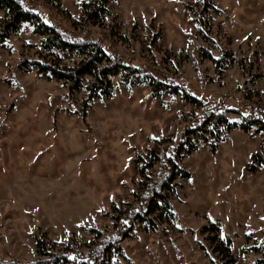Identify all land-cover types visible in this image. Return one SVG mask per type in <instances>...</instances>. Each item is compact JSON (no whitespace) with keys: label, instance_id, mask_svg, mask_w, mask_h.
<instances>
[{"label":"rangeland","instance_id":"rangeland-1","mask_svg":"<svg viewBox=\"0 0 264 264\" xmlns=\"http://www.w3.org/2000/svg\"><path fill=\"white\" fill-rule=\"evenodd\" d=\"M82 2L25 0L47 25L99 43L200 103L153 98L145 86L123 85V74L109 97L87 102L90 77L70 94L19 69L23 58H52L22 24L0 45V264H34L39 247L85 261L97 233H118V217L162 176L167 158L189 174L175 180L172 222L157 232L131 229L110 264H221L204 229L213 225L233 264L264 258V167L249 172L264 130L225 129L213 151L192 135L197 149L175 154L185 129L211 112H225L230 127L241 116L264 117V0H115L100 22L80 28ZM57 54L62 68L80 61ZM151 151L160 160L141 176Z\"/></svg>","mask_w":264,"mask_h":264},{"label":"trees","instance_id":"trees-1","mask_svg":"<svg viewBox=\"0 0 264 264\" xmlns=\"http://www.w3.org/2000/svg\"><path fill=\"white\" fill-rule=\"evenodd\" d=\"M109 1L115 2V0H86V2H82L80 6L81 18L77 23L79 27L86 28L89 24L100 22L105 15L110 13V10L107 9ZM0 11L4 14V19L0 22V45L4 44L11 34H17L22 24H26L32 27L35 34L40 36V47L47 53V56L52 57L50 61L41 58H23L19 62V69L25 72L35 70L42 77L60 81L68 88L70 94L84 89L82 79L90 77L94 84L84 89L88 94L87 102L109 97L113 87L112 79L123 74V85L145 86L153 98L164 94L181 95L191 104L200 103L198 99L178 84L163 79L155 72L129 65L118 54L104 51L99 43L92 42L88 38H73L60 32L55 26L47 25L34 8L25 3V0H0ZM67 52H74L80 58L79 63L72 68H62L57 63V53ZM206 53L208 54V52ZM208 56L210 59L212 58V55L208 54ZM234 125V127L229 126L225 112H211L200 122L185 129L175 154L185 153L189 155L197 149L192 143V135L199 138V141L213 151L215 144L219 142L220 133L224 135L225 129L232 128L231 130H233L238 127L245 133L254 127H257V131L264 130V117L261 115L241 116L239 123ZM217 129L219 132L215 131ZM206 135H211L213 143L208 142ZM167 143L165 140L161 141L163 146ZM261 153L262 156H251L249 172L255 173L264 167V142L261 146ZM159 160L158 152L151 151L148 162L141 168H137L138 173L141 176L144 175L145 169L153 168ZM164 167L165 171L159 178L160 180L157 179L150 185L144 186L143 192L136 197V201L118 217V233L110 237L100 236L102 238L99 237L100 233H97V242L91 246L85 261L75 257L71 258V254L67 251L44 252L42 248L37 246L39 247L38 258L33 263L110 264L111 259L123 256L119 243L123 238L129 236L128 232L131 229L140 228L145 233L157 232L165 224L171 223L174 212L170 201L176 192L175 180L177 178L188 179L189 174L170 158L166 159ZM204 229L212 235L209 238L214 245L212 253L220 256L221 264H233L230 243L218 235V230L214 225ZM253 264H264V258L255 260Z\"/></svg>","mask_w":264,"mask_h":264},{"label":"snow or ice","instance_id":"snow-or-ice-1","mask_svg":"<svg viewBox=\"0 0 264 264\" xmlns=\"http://www.w3.org/2000/svg\"><path fill=\"white\" fill-rule=\"evenodd\" d=\"M125 223H127V221H125Z\"/></svg>","mask_w":264,"mask_h":264}]
</instances>
